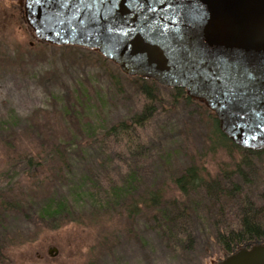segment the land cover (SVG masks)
<instances>
[{
	"label": "rangeland",
	"instance_id": "1",
	"mask_svg": "<svg viewBox=\"0 0 264 264\" xmlns=\"http://www.w3.org/2000/svg\"><path fill=\"white\" fill-rule=\"evenodd\" d=\"M19 2L0 0V202L20 206L0 208V264H213L224 258L215 234L234 226L236 201L264 207V152L246 156L244 179L226 175L240 150L221 148L201 102L188 104L174 88L157 84L152 118L132 143L113 145L105 130L145 103L137 81L96 51L36 40L24 7H14ZM6 141L32 148L50 164L34 172L2 152ZM192 164L217 180L215 204L206 187L174 192L172 179ZM129 171L137 176L136 191L119 204L103 203L107 188ZM234 185L239 193L231 191ZM84 190L98 202H78ZM153 193L161 197L157 211L128 214L131 203ZM59 196L72 216L59 229L38 225L37 212Z\"/></svg>",
	"mask_w": 264,
	"mask_h": 264
},
{
	"label": "water",
	"instance_id": "2",
	"mask_svg": "<svg viewBox=\"0 0 264 264\" xmlns=\"http://www.w3.org/2000/svg\"><path fill=\"white\" fill-rule=\"evenodd\" d=\"M24 20L38 41L183 89L235 146L264 149V0H25ZM213 264H264V243Z\"/></svg>",
	"mask_w": 264,
	"mask_h": 264
},
{
	"label": "trees",
	"instance_id": "3",
	"mask_svg": "<svg viewBox=\"0 0 264 264\" xmlns=\"http://www.w3.org/2000/svg\"><path fill=\"white\" fill-rule=\"evenodd\" d=\"M27 29H29L27 27ZM31 32V30L29 29ZM134 80L137 81L138 89L144 97V104L141 108L140 112L127 121H122L117 123L116 125L108 127L104 132V138L110 140L113 145H119L124 140L125 143H132V139L136 137V132L143 128L146 123L152 118L155 113V98L156 95L153 91L158 87L156 83L147 79H140L138 77H134ZM153 93V94H152ZM174 93L177 97L183 98L184 101L188 104L193 101L199 102L195 99H191L187 97L185 91L181 88H174ZM202 107L206 108L203 103ZM207 109V108H206ZM212 114L211 124L213 127V135L217 137L219 141H221V148L226 152L231 153L233 150H240L238 153L241 155L239 159L233 163V169L227 171L226 175H234V177H238L240 179H244L245 175L243 173V167H248V163L246 161V156L250 153L261 154L264 152V149L261 150H245L238 148L235 146L227 137L223 135V133L219 129V124L213 113ZM2 152L6 153L8 157H16L21 158L26 165L32 166L34 172H39L44 170V167L50 163L42 162L41 154L34 151L32 148H27V146H23V144H16L14 141H6L2 147ZM52 155L53 157H57L58 163H63L62 153L59 150V146L56 144H52ZM131 151V150H130ZM214 152V151H212ZM42 160V161H41ZM198 166L192 164L189 168H186L183 172H181L177 177L172 179L174 192L181 195H187L189 192H194L197 188L206 187L205 190L209 194V199L217 202V197L220 195V191L217 188V180L210 179V177L203 176L206 173L203 169H198ZM230 172V173H229ZM227 177V176H225ZM221 179H225L224 176L220 177ZM121 183L118 185H112L107 188L106 197L107 200L104 202L103 195L101 199L103 203L106 204H119L121 200L127 196L132 195L137 189V176L135 173H131L130 171L120 179ZM231 191L234 193H239V188L237 186H232ZM230 190L227 191L228 196L231 198ZM147 195V194H146ZM148 196V195H147ZM78 202L86 203L87 201L93 203V201L98 202V199H95L93 195L89 193V191L82 192V195L78 197ZM93 200V201H92ZM141 206L138 207L136 202L131 203V206L128 207V214L137 215L141 214L143 210L145 211H157L159 202L161 201V197L158 193L150 194L147 198L141 199ZM234 205L235 219L234 226L223 227L222 230H218L215 234V243L219 246L220 251L223 256H227L241 248H248L252 245L264 243V207L251 201L247 198L242 199L241 201H236ZM94 204V203H93ZM101 206V204H100ZM10 208L13 210H19L20 206L16 203H7L0 202V208ZM126 212V211H124ZM72 216V213L69 211V205L67 204L65 198L51 197L49 198L45 205L37 212L35 221L38 225L44 226L45 223H50L54 229H59L66 224V220H68ZM156 216L154 217V219ZM173 220V219H170ZM154 221L158 222L157 219ZM61 222V224H58ZM190 235H188V242L190 245ZM1 256V255H0Z\"/></svg>",
	"mask_w": 264,
	"mask_h": 264
},
{
	"label": "flooded vegetation",
	"instance_id": "4",
	"mask_svg": "<svg viewBox=\"0 0 264 264\" xmlns=\"http://www.w3.org/2000/svg\"><path fill=\"white\" fill-rule=\"evenodd\" d=\"M14 7H25V0H21V2H19V4ZM23 18H24V15H23Z\"/></svg>",
	"mask_w": 264,
	"mask_h": 264
}]
</instances>
